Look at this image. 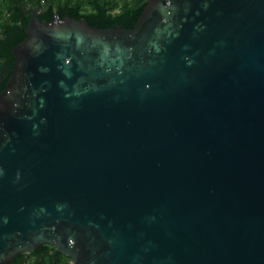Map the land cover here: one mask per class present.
<instances>
[{"label": "water", "instance_id": "water-1", "mask_svg": "<svg viewBox=\"0 0 264 264\" xmlns=\"http://www.w3.org/2000/svg\"><path fill=\"white\" fill-rule=\"evenodd\" d=\"M0 94V264H264V0H147L131 30L37 12Z\"/></svg>", "mask_w": 264, "mask_h": 264}, {"label": "trees", "instance_id": "trees-1", "mask_svg": "<svg viewBox=\"0 0 264 264\" xmlns=\"http://www.w3.org/2000/svg\"><path fill=\"white\" fill-rule=\"evenodd\" d=\"M147 0H0V94L11 77L12 50L27 37L32 12L40 21L52 22L69 17L84 20L90 27L131 30ZM70 259L50 245L19 255L9 264H69Z\"/></svg>", "mask_w": 264, "mask_h": 264}]
</instances>
